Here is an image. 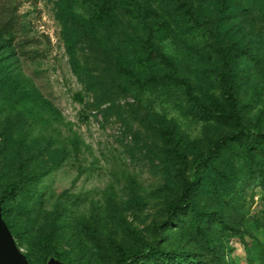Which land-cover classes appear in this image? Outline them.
<instances>
[{"label":"rangeland","instance_id":"obj_1","mask_svg":"<svg viewBox=\"0 0 264 264\" xmlns=\"http://www.w3.org/2000/svg\"><path fill=\"white\" fill-rule=\"evenodd\" d=\"M185 1L195 22L177 0H0V23L13 25L0 36V195L22 177L3 218L31 264H114L136 232L187 264H264V0ZM148 35L201 99L223 102L218 72L230 74L239 141H218L229 124L179 89L119 72V62L168 72L146 58ZM179 166L200 178L171 222L164 202L181 194ZM200 211L221 221L195 227Z\"/></svg>","mask_w":264,"mask_h":264},{"label":"trees","instance_id":"obj_2","mask_svg":"<svg viewBox=\"0 0 264 264\" xmlns=\"http://www.w3.org/2000/svg\"><path fill=\"white\" fill-rule=\"evenodd\" d=\"M177 1H180L178 6L181 10H183V13L188 18V20L190 22H195L196 15L192 7L189 6L185 0ZM97 9L103 16H105L107 19H110V22L116 24V20L113 19L112 15H110V11L105 7L104 3L98 5ZM12 28V18L1 21L0 36H2L1 34L3 33L11 32ZM143 44L146 50V58L149 60L160 59L168 66V72L163 74L150 73L146 76H140L135 70H133L131 67L126 66L122 62L118 63L119 72L124 77L132 80L137 86L140 87L172 85L174 88L179 89L190 101H192L194 106L198 108L199 112L202 115L213 114L229 124V126L231 127V133L227 134L226 136H222L218 139V141L222 143L239 141L242 134H244L245 132L243 123V107L240 104L232 87L230 74L225 71L218 72L219 81L225 89L223 102L217 98H212L208 101L201 99L196 94H194L190 82H188L185 78L176 75V67L174 62L156 45V43L153 42L151 35H148L146 37V39L143 41ZM230 52L231 53H228V55H231V58L236 53V51L231 50ZM6 80H8V78H5L2 82H5ZM9 86L13 91H15V89H21L18 86L17 82L11 80L9 81ZM163 127L165 128V130H168L167 125H163ZM176 155L181 158V161L185 160L184 155L179 151H176ZM205 160V164L214 169V167L209 163V161H211V158L208 157ZM197 164H200V161H198ZM176 171L181 178V194L177 198L166 199L164 202L169 220L171 222L180 221V217L189 210L190 206H192L193 196L198 185V180L200 178V173H197L194 179L188 178L185 174L184 168H182L181 166L177 167ZM24 185L25 182L22 177H20L13 180L2 191L0 195V206L3 216L4 213L12 210L8 205V201L12 198H16L18 194L23 190ZM202 217L218 220L221 219V215L219 213L200 211L194 216L195 220L193 222L195 227H201L200 218ZM6 224L8 225L9 229H11V226L7 222ZM12 234L19 236V233L16 231L12 232ZM133 240L134 245L131 247L116 244V248L114 251V264H152L151 262L159 264H187L186 258H182L175 253H168L166 250L160 249L159 247L146 249V243L137 232L134 233ZM26 257L28 258L27 255ZM144 258H147V260H144Z\"/></svg>","mask_w":264,"mask_h":264},{"label":"water","instance_id":"obj_3","mask_svg":"<svg viewBox=\"0 0 264 264\" xmlns=\"http://www.w3.org/2000/svg\"><path fill=\"white\" fill-rule=\"evenodd\" d=\"M0 264H31L26 255L19 249L17 243L6 224L0 206ZM48 264H65L51 259Z\"/></svg>","mask_w":264,"mask_h":264}]
</instances>
